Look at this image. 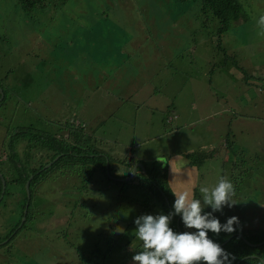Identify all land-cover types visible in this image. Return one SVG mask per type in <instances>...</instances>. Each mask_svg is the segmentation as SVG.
Returning <instances> with one entry per match:
<instances>
[{
  "label": "rangeland",
  "instance_id": "1",
  "mask_svg": "<svg viewBox=\"0 0 264 264\" xmlns=\"http://www.w3.org/2000/svg\"><path fill=\"white\" fill-rule=\"evenodd\" d=\"M158 1L46 0L26 10L18 0H0V78L7 76L0 86L6 93L8 86L12 90L0 106L5 118L0 159L8 148L11 155L25 149L28 131L15 135L23 125L18 120L25 122L23 128L35 127L40 113L44 130L65 137V125L80 121L86 144L99 149L106 166L103 171L77 163L72 172L66 171L71 165L62 166L64 171L37 187L39 195L33 191L27 218L20 211L29 193L21 176L29 166H19L14 158L0 160L9 191V199L0 203V264H93L86 261L92 249L102 262L134 264L142 244L135 237V219L166 215L161 202L156 207L151 184L140 177L147 173L143 162L168 170L174 192L187 190L202 206L200 187H214L226 176L236 204L213 215L236 216V227L264 231V36L257 25L264 0H240L243 18L228 30L240 63L221 53L204 72L200 58L209 57L197 58L203 55L202 38L173 21ZM219 21L209 22L206 31L217 29ZM149 44V54L158 59L138 60ZM241 67L251 75L249 82L239 75ZM156 77L160 90L147 81ZM9 116L17 122L8 121ZM33 148L42 149L40 144ZM189 152L210 156L198 167ZM25 155L35 166L39 157L27 149ZM207 211L210 206L204 207Z\"/></svg>",
  "mask_w": 264,
  "mask_h": 264
},
{
  "label": "trees",
  "instance_id": "2",
  "mask_svg": "<svg viewBox=\"0 0 264 264\" xmlns=\"http://www.w3.org/2000/svg\"><path fill=\"white\" fill-rule=\"evenodd\" d=\"M62 1L65 0H58V2H62ZM18 2L20 3L23 9L33 10L45 4L46 0H18ZM158 3L160 4V6H163V8L169 12V16L172 18L173 21L176 20L180 24H185V26L188 28L189 34H191L196 39H200V37L202 38L203 41H202L201 50L203 52V55L197 54V58L199 56H206L209 58L206 59L200 58V60L204 64L202 69L200 70L201 72H204L205 69L209 67L210 62L216 59L217 54H221V53L226 58L232 60L235 65H238L240 63V60L242 59L236 58L237 56L235 55L236 50L233 48V46L231 47L232 43L230 42L228 37V30L233 25H238L237 22L241 21L243 18V14L241 12L243 8V4L242 2H240V0H160L158 1ZM11 16H12V11L9 12L8 17L11 18ZM215 19L220 20L219 26L217 27V29H212L207 32L206 25L209 22L214 21ZM171 28L174 31V27L171 26ZM203 31L205 32L204 34L202 33ZM209 32L213 33L214 35L209 36ZM210 43L217 45V46L214 45L212 47V50L215 51L216 55L214 54V51H212V54L210 55H205V50L210 45ZM137 47L141 48V45L138 43ZM157 47L161 49V45H158ZM151 48L152 45L149 44V51L148 52L143 51L140 54L138 60H141L144 56H149L150 58L158 59L157 56L149 54ZM137 64L138 62H135L134 66H136ZM159 66L160 64L158 61V64L155 69L160 71L161 68ZM217 66L218 63L216 62V65H213V67L216 68ZM238 70H239V75L245 78L249 82L251 79L250 78L251 75L248 73V71L244 67H241ZM147 81L154 83L156 88L160 90L157 77L156 79L154 78L153 81L151 79H147ZM36 117L39 118V122L37 126L28 128V132L26 134L33 135L36 140H40V142H42L43 147H45L46 150L50 152L45 156L46 161L42 159L36 160L35 162L36 165L31 167V165L27 161L26 156L25 159L22 160V159H18L19 157L18 153H16L15 155L12 154V156L15 158L14 163H17L21 167L27 166L28 168L29 166L30 172H27V169L24 168L25 174L21 176L22 185L25 192L27 190L25 184L32 175V179H30L29 193L28 195L26 193L25 195L26 201L24 202V206H22L20 210L22 216L26 215L27 218H28L29 209L31 208L33 191H35L36 194L37 187L39 185L51 179L56 172L58 173L60 171H64V170H60L62 166L67 164L71 165L70 168L66 170L67 172H72L70 170H73L76 167L77 163H81L86 166L90 165L91 168L94 169L100 168L103 171H106L105 160L102 159V157L100 156L99 149L98 148L91 149L90 145H87L85 142L87 138L86 134L78 129L80 126H82L80 121L75 122L73 120L75 124L71 123L67 126L65 125V128L68 132V137L61 135L62 132L58 133V137H57L55 135L56 132H49L43 129L42 124L40 122V118H41L40 113L37 114ZM20 122L23 123V125L25 124V122L23 121ZM35 125H36V121H35ZM83 126L86 127V124ZM178 130H180V128H178ZM178 130H176V132ZM241 133L244 134V136L247 134L245 129H242ZM229 136L230 135L227 136L225 142H228L230 140ZM26 142L28 143V141ZM189 153H185V154L188 157H192L193 158L192 164L198 167L200 163L204 162L202 161L204 157L206 161V159L210 156V153L207 154L204 153L189 154ZM28 155L31 156V154ZM57 156L58 159L49 167L45 168V166L50 161L54 160ZM16 158L18 159V161H16ZM21 161L25 163H21ZM143 165L146 167L147 173L140 174V177L143 178L145 183L151 184L149 190L153 192L155 195L156 207L160 208L159 203L161 202L162 208L166 210V215H168L170 212L174 213L173 205L175 201V195L173 194L174 190L170 187V185H168L169 183L166 176L168 170H166L164 173L159 167H155L152 164L147 165L145 162H143ZM109 170L111 175L115 176V174L112 172L113 170L112 163L110 164ZM153 172H157L159 174L157 175ZM1 181L2 179L0 180V194L3 188L2 186L3 182ZM118 184L126 185V182L123 183L118 182ZM34 188H36V190H34ZM6 191H7L6 196H8L9 191L7 187H6ZM38 192L39 191H37V194L39 195ZM157 196L161 198L158 199ZM27 199H29V201ZM161 200H163V203ZM27 201L29 202L28 205H27ZM25 210H26V214H25ZM223 215L224 214H220L221 217H219V215H214L216 218L219 219L221 224H225L227 222V220L224 219ZM178 216L179 215H172L169 227L172 228L177 233H182L181 227L184 224L182 222V217L180 221L177 223ZM233 227L236 229V231L233 232L232 234H228L226 232L221 231L219 235H217L209 231L208 237L211 240H213L215 243L218 244L224 243L221 247L227 253L230 254L229 260L231 261V264H259V260L264 259V231L260 232L257 229H253L252 225L248 230L242 228V226L236 227L235 225H233ZM13 231L10 232L12 233ZM194 231L196 230L194 229ZM111 245L112 244L109 245V252H111ZM92 250L89 251L88 256L86 257V261L93 264H114L112 263V260L102 262L103 259L101 260V257L96 253L92 252Z\"/></svg>",
  "mask_w": 264,
  "mask_h": 264
},
{
  "label": "clouds",
  "instance_id": "3",
  "mask_svg": "<svg viewBox=\"0 0 264 264\" xmlns=\"http://www.w3.org/2000/svg\"><path fill=\"white\" fill-rule=\"evenodd\" d=\"M257 25L259 34L264 36V15L259 17ZM124 170L120 172L124 173ZM199 191L204 206L200 199L190 197L187 190L173 192L174 213L145 214L135 219V237L142 244L140 251L132 258L134 264H231L230 254L221 247L224 243H215L208 237V232L219 235L221 231L228 234L236 231L233 225L239 224L238 217L232 216L221 224L213 215L222 211L224 206L231 208L236 204L232 199L235 195L234 185L229 178L221 176L214 187L201 186ZM205 206H210L212 211L204 213ZM172 215H181L184 226L196 231L175 232L169 227ZM259 264H264V259H260Z\"/></svg>",
  "mask_w": 264,
  "mask_h": 264
},
{
  "label": "flooded vegetation",
  "instance_id": "4",
  "mask_svg": "<svg viewBox=\"0 0 264 264\" xmlns=\"http://www.w3.org/2000/svg\"><path fill=\"white\" fill-rule=\"evenodd\" d=\"M7 79V76L5 77V78H0V80H6ZM4 88V86L2 87V86H0V92H1V95H0V106H4V104H5V100H6V98H8V92H11L12 90H11V86H8L7 87V93H6V90L5 89H3ZM2 104V105H1ZM1 108V107H0ZM3 119H5L4 118V115L3 116H0V124L3 122ZM7 120L8 121H11L12 123H16L17 122V120H15L14 121V116L13 117H10L9 116V118H7ZM18 121H23V120H18ZM2 127V126H1ZM21 127H24V125H22ZM28 131V128H22L20 131L19 130H17V132L18 133H15V131H14V133H15V135H17V134H19V132H27ZM55 135L58 137V134L57 133H55ZM12 135H11V132H9L8 133V136H7V138H10ZM25 139L27 138V140L26 141H28V143L27 142H25V146H24V148L25 149H27V154H31V155H35V156H37V157H39V158H37V160H41V157H42V155L44 156V158L46 159V153H50L49 151H47L46 150V148L45 147H43V145H42V142H40V140H36L35 139V137L33 136V135H28V137H24ZM6 143H8V142H6ZM8 144H10V143H8ZM41 145V147H42V149H41V152L40 153H38L37 151H35V149L33 148V147H37L38 145ZM33 146V147H32ZM3 147H4V144H3ZM16 147H18V144L16 145ZM9 149L10 148H8V149H6V151H7V155H6V157L4 158V159H0V160H12L14 157L11 155V153L9 152ZM19 149V157H18V159L20 158V154H21V156H22V160H24L25 159V149H23L22 147L20 148H18ZM20 149H22V151L20 152ZM12 152V151H11ZM13 154V153H12ZM40 155H41V157H40ZM15 159V158H14ZM18 159L16 160V161H18ZM58 159V156L54 159V160H52V161H50L48 164H53L56 160ZM44 161H46V160H44ZM47 164V165H48ZM46 165V166H47ZM45 166V167H46ZM33 167V166H32ZM49 167V166H48ZM0 172H1V170H0ZM1 178V177H0ZM1 180V179H0ZM2 182V181H1ZM2 186H3V188H2V191H1V194H0V203L3 201V199H4V197L6 196V193H7V191H6V188H4V184L2 183ZM5 186H6V184H5ZM8 196H6V198H7ZM2 199V200H1ZM8 199H9V197H8ZM8 202V200L7 201H4L3 203H7ZM8 204V203H7ZM25 214H26V211H25ZM13 235H14V233H12L11 234V237L13 238Z\"/></svg>",
  "mask_w": 264,
  "mask_h": 264
},
{
  "label": "water",
  "instance_id": "5",
  "mask_svg": "<svg viewBox=\"0 0 264 264\" xmlns=\"http://www.w3.org/2000/svg\"><path fill=\"white\" fill-rule=\"evenodd\" d=\"M51 165V163L50 164H48L46 167H48V166H50ZM45 167V168H46ZM140 167H141V169H144L145 170V167L143 166V165H140ZM146 172V171H145ZM0 177H1V179H2V182H3V184H4V188H5V184H6V179H5V176H4V174L2 173V172H0ZM31 179H32V177H30ZM29 185H30V179L27 181V188H28V191H29ZM261 244V243H260Z\"/></svg>",
  "mask_w": 264,
  "mask_h": 264
},
{
  "label": "crops",
  "instance_id": "6",
  "mask_svg": "<svg viewBox=\"0 0 264 264\" xmlns=\"http://www.w3.org/2000/svg\"><path fill=\"white\" fill-rule=\"evenodd\" d=\"M133 175H136V172H134V174Z\"/></svg>",
  "mask_w": 264,
  "mask_h": 264
}]
</instances>
